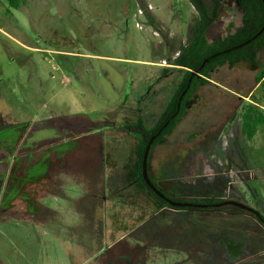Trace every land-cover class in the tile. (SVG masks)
Here are the masks:
<instances>
[{
	"label": "rangeland",
	"instance_id": "obj_1",
	"mask_svg": "<svg viewBox=\"0 0 264 264\" xmlns=\"http://www.w3.org/2000/svg\"><path fill=\"white\" fill-rule=\"evenodd\" d=\"M194 16L188 0H27L19 8L0 0V264H100L107 261L97 255L100 246L144 226L136 218L154 207L147 193L103 199V151L113 150L111 160L119 166L127 162L134 141L120 124L136 116H147L151 124L162 110L183 70L157 76L187 43ZM218 17L209 40L227 33L234 19L225 5ZM257 58L264 59V50ZM259 69L241 62L212 72L188 115L152 150L154 179L210 187L216 170L203 169L217 164L220 175L232 167L223 175L228 184L239 178L241 146L252 171L242 174L250 188L236 190L264 215V129L246 141L248 148L239 128L231 134L233 143L229 132L221 134L233 119L239 126V109L229 116L235 106L258 98L264 112ZM214 138L229 143L228 159L210 152ZM83 145L93 152L80 151ZM185 189L171 196L182 198ZM160 240L166 259L149 264L184 258L173 252V243Z\"/></svg>",
	"mask_w": 264,
	"mask_h": 264
},
{
	"label": "trees",
	"instance_id": "obj_2",
	"mask_svg": "<svg viewBox=\"0 0 264 264\" xmlns=\"http://www.w3.org/2000/svg\"><path fill=\"white\" fill-rule=\"evenodd\" d=\"M188 2L193 7L195 16L192 19V25L188 29L187 43L180 45L178 54L170 62H167L171 66H163L161 75L157 76V78H160L168 75L174 66L182 67L183 71L175 89L167 98L162 110L154 116L151 124H147L149 121L147 116L128 117L124 121L127 134L131 135L134 140V145L125 163V166L132 171V180L134 181L133 187L130 189L132 191L129 190L127 195L136 196L138 193H147L152 204H154V207L147 214L141 213L136 218L137 223L144 220V226L135 229L138 232H146L142 236V240L148 247L162 246L160 244L161 238H164L168 244L171 243L175 239L172 237L173 228L174 230L194 229L196 228V222L197 228L202 230L206 228L220 230L227 227L230 229H251L255 227L256 220L257 224L259 223L264 229V215L258 209L252 208L247 204V207L237 208L238 210L233 212L235 216L231 215L233 217L230 216L229 220L222 219L224 210L222 209V199L220 196L223 193L218 188L212 192L209 189L210 187L205 186V184H181L182 187L186 188L184 190L186 193L184 194L185 196L188 195V198H175L176 200L201 202L206 205L201 208L175 207L170 206L161 198L150 193L142 178V153L148 140L162 127L161 132L150 144L149 160L152 149L162 142L166 136L170 135L188 115L189 105L197 90L201 86L211 84L210 78L214 70L222 66L232 68L241 62L260 66L255 79L257 82H260L261 87H264V59L258 61L257 58L258 52L264 50V1L188 0ZM8 3L11 7L19 8L25 5L27 0H8ZM222 5H225L229 9L234 19L227 22L229 29L227 33L213 36L209 40V34L219 19L218 16ZM205 58H207L206 62H204ZM193 71H196V73H192ZM184 90L185 92L182 95ZM253 101L251 104L248 103V106H245L244 111L240 114L241 133L247 140L252 139L260 128H264V112L258 106L259 99L256 98ZM187 135L193 138L196 136V132L188 133ZM216 177L221 179L220 176ZM152 180L154 179L152 178ZM219 183L221 189L226 186V180L222 179ZM169 185L171 186V193L174 195L172 188L176 187V184ZM118 195L122 196L121 193ZM190 196L191 198H189ZM170 197L174 199L171 195ZM130 204H134L135 206L136 202L133 201ZM176 211L177 213H175ZM196 212L207 215L205 217H198L197 220L194 218L195 220H193L190 215ZM237 214H248L253 219L245 217V219L239 220L236 217L238 216ZM168 216H170V219H168ZM182 223L184 225L179 228ZM217 223L218 225H216ZM236 235L239 238L245 236L242 239L245 241L246 250H249L252 255H259L262 252L260 256L262 264H264V236L260 238V244H254L253 236L243 235V233ZM215 249L222 252V248L220 249L219 246H215Z\"/></svg>",
	"mask_w": 264,
	"mask_h": 264
},
{
	"label": "crops",
	"instance_id": "obj_3",
	"mask_svg": "<svg viewBox=\"0 0 264 264\" xmlns=\"http://www.w3.org/2000/svg\"><path fill=\"white\" fill-rule=\"evenodd\" d=\"M234 123L235 121H233L232 124L229 123L225 127L227 129L229 127V134L232 132L231 129L232 125L234 126ZM238 128L241 132L240 124ZM258 131L256 133H258ZM254 136L252 137V139L254 138ZM250 140H247L245 137L243 138V141L245 142V144H243L244 148H248V146L246 145V141ZM233 141L234 138L231 137V142L233 143ZM228 144L229 143L225 142L224 146L226 147ZM226 151L230 150L227 149ZM226 151L223 155V159H228ZM239 151L241 152L239 153V160H242L240 165H238L239 178L234 181L230 180L229 185H235L237 188H239L240 185H244L247 188L248 185L250 188V185L246 183L245 176H242V174L246 173L247 171H252V169H248L247 167H245V155L244 151L241 149V146H239ZM205 166H207L206 163ZM205 168L206 170L203 169L204 172L212 170H209L210 167ZM259 170L260 172L264 171V167L260 168ZM232 171V167H228V171L225 173L230 174L232 173ZM259 179V177L256 178V180ZM240 202H243L252 208H256L254 205L243 201L242 198ZM224 213L226 214L222 215H225V217L227 215V217L224 218L226 220H229V217L231 215L235 216L233 212ZM206 215L207 214H201L199 212H196L193 215L191 214V216H193L196 220L198 217H205ZM237 215L238 216L236 217H238L239 220H243L245 219V217L252 218V216L248 214ZM256 226H258V229L255 228ZM255 227L251 229H230L227 227L220 230L213 228H206L203 230L198 228L173 230L172 237H174L175 239L171 243H173V247L175 250H172L173 252H181L182 254H184V258L174 261L171 264H262V258L260 256L262 252H260L259 255H252L249 250H246L245 241L244 239H242L245 236L239 238V236L236 235L239 233H243V235H251L254 237V244H260V238L264 236V229L259 223L257 224L256 220ZM129 231L123 232V234L119 235L115 241H111L109 244H103L99 247L97 255L99 254L100 257L102 256L101 258H107V261H101L99 262L100 264H149V262H151L152 260L158 262L161 261L162 258L166 259L164 252L160 249H164L162 246L148 247L143 242L142 236H144L146 232H138L136 231V229ZM215 246H219L220 249L222 248V252L217 251L215 249Z\"/></svg>",
	"mask_w": 264,
	"mask_h": 264
},
{
	"label": "flooded vegetation",
	"instance_id": "obj_4",
	"mask_svg": "<svg viewBox=\"0 0 264 264\" xmlns=\"http://www.w3.org/2000/svg\"><path fill=\"white\" fill-rule=\"evenodd\" d=\"M238 64V63H237ZM236 64V65H237ZM235 65V66H236ZM167 66V65H166ZM171 66V65H170ZM223 67V66H222ZM227 67V66H226ZM234 67V66H233ZM174 68H182V67H179V66H174ZM219 68H221V67H219ZM173 70V69H172ZM178 83V82H177ZM177 85V84H176ZM176 85H175V87H176ZM187 86H188V84H187ZM175 87H174V89H175ZM184 92H185V90L182 92V95L184 94ZM251 103V102H250ZM239 109V111L235 114V109ZM244 106H235L234 108H232L231 109V111H230V114H229V116H231V115H233V114H235L234 115V117L235 116H240V114L244 111ZM233 117V118H234ZM233 121H234V119H233ZM237 122V121H236ZM236 122L234 123V126L232 125V129H231V133L229 134V138H231V134L232 135H234L235 134V131H237L238 130V126H237V124H236ZM214 124L213 123H211L210 124V126L212 127ZM120 126H122L121 128H122V130H124V132L126 133V134H124V135H129V134H127V132H126V128L124 127V122L122 123V124H120ZM161 130H162V127L161 128H159V130L157 131V133L156 134H154V135H152V136H154V138H156V136L161 132ZM228 130H229V127H228V129L227 130H225V129H222V132H221V134L223 135V136H225L226 134H227V132H228ZM209 133V132H208ZM208 133H207V135H208ZM129 136H131V135H129ZM151 136V137H152ZM132 137V136H131ZM133 138V137H132ZM113 139V138H112ZM111 139V140H112ZM134 141V140H133ZM153 141V140H152ZM214 143L212 144V145H210L211 147H213V148H211V150H210V152H213V155H215V156H217V158H219V159H223V155L225 154V151L227 150V148L225 147V146H223V142L222 143H220V140L218 139V138H214ZM133 145H134V143H133ZM156 147V146H155ZM154 147V148H155ZM79 148H80V146H79ZM153 148V149H154ZM150 149V148H149ZM152 149V150H153ZM81 150H83V151H85V150H89L90 152H93V149H91V148H89L88 146H85V145H83L81 148H80V151ZM111 151H113V150H107V149H105L104 148V151H103V158H102V167H103V169H104V171H103V173H104V175H103V177H102V180H101V184H102V186H103V199L104 200H109V201H114L115 199L114 198H116L117 197V195L119 194V193H121L122 194V196H120V197H132V196H128L127 194H126V192H124V190H130V189H132V187H133V184H134V181L132 180V177H133V173H132V171L129 169V168H127L126 166H125V162L122 164V165H120L119 166V164H117L114 160H111V159H113L114 158V155L115 154H113ZM96 152V151H95ZM149 153V152H148ZM52 154H53V152H52ZM151 155H152V152H151ZM151 155H150V158H149V160H148V156H147V172H148V174H149V177L151 178V181H152V183L155 185V187L157 188V189H159L161 192H163L166 196H168V197H170V195H172V193H171V186L169 185V182H168V180H166V184L165 183H163L164 181L163 180H156V179H154V177L151 175ZM107 158H109V159H107ZM240 160L238 159V165H240V162H239ZM94 162L96 163V160H95V158H94ZM206 164H208L210 161H209V159L206 157ZM71 163H72V161H71ZM70 163V164H71ZM177 163V164H176ZM181 163L182 162H178V160L176 161L175 160V165H173V166H175V168H181ZM192 160H189V166L191 167V165H192ZM93 165V164H92ZM215 167V168H214ZM213 168H212V170L214 169V170H216L215 171V173L213 174V176L211 177V182H210V187L212 188V191L213 190H216L217 189V187H216V185L217 184H213V183H218V180H215V176L217 175H220V172H218L217 170V164H215V166H214ZM169 174H171V173H169ZM223 175H228L227 173H225L224 171H223V173L220 175V177L222 176V178H223ZM152 178L154 179V180H152ZM227 179V177H225L224 176V178H223V180H226ZM95 184H97V182H95ZM173 184H176V187H174V188H172L173 189V191H175V189H180L181 188V184H197L195 181H188V182H185V183H182L179 179L175 182V183H173ZM147 186V185H146ZM148 187V186H147ZM236 186L235 185H233V186H230L229 184H226V186H225V188L224 187H222V190H223V195H221L220 196V198L222 199V201H221V205L222 206H228V208H230V207H232V208H240V207H238V206H236V205H233V204H230L228 201H231V200H237V201H240L241 200V193H239L238 192V189L236 190ZM149 189V188H148ZM149 192L150 193H153L150 189H149ZM184 193H186V192H184V191H182L180 194H182L181 196H182V198H188V195H186L185 196V194ZM140 194H143V193H138V195H140ZM154 194V193H153ZM155 195V194H154ZM157 196V195H156ZM158 197V196H157ZM141 198V197H140ZM160 198V197H159ZM171 198V197H170ZM189 198H191V197H189ZM122 199H124V198H122ZM148 199V198H147ZM173 199V198H172ZM134 200V199H133ZM149 200V199H148ZM163 200V199H162ZM184 201V200H183ZM166 202V201H165Z\"/></svg>",
	"mask_w": 264,
	"mask_h": 264
},
{
	"label": "water",
	"instance_id": "obj_5",
	"mask_svg": "<svg viewBox=\"0 0 264 264\" xmlns=\"http://www.w3.org/2000/svg\"><path fill=\"white\" fill-rule=\"evenodd\" d=\"M264 1V0H263ZM207 61V58L204 59V62ZM192 73H196V71H193ZM154 139V136H152L149 140L148 143L146 144L144 151L142 153V160H141V174L142 178L145 182V184L148 186V188L158 197L166 201L170 206H175V207H204L206 204L201 203V202H191V201H182V200H176L172 199L168 196H166L163 192H161L159 189L155 187V185L152 183L151 178L149 177V174L147 172V156L150 148V144L152 140ZM230 184V183H228ZM230 204L236 205L238 207H247L245 203L237 201V200H231L228 201Z\"/></svg>",
	"mask_w": 264,
	"mask_h": 264
}]
</instances>
